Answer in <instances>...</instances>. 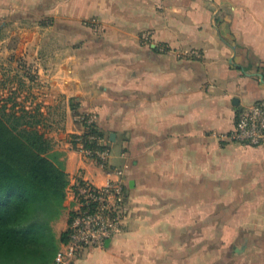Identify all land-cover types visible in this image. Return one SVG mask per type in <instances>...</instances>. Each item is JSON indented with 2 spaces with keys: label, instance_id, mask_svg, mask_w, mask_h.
Wrapping results in <instances>:
<instances>
[{
  "label": "crops",
  "instance_id": "1",
  "mask_svg": "<svg viewBox=\"0 0 264 264\" xmlns=\"http://www.w3.org/2000/svg\"><path fill=\"white\" fill-rule=\"evenodd\" d=\"M0 68L68 178H108L81 156L85 115L128 166L122 230L69 264H216L264 216V146L229 137L264 99V0H0Z\"/></svg>",
  "mask_w": 264,
  "mask_h": 264
},
{
  "label": "trees",
  "instance_id": "2",
  "mask_svg": "<svg viewBox=\"0 0 264 264\" xmlns=\"http://www.w3.org/2000/svg\"><path fill=\"white\" fill-rule=\"evenodd\" d=\"M8 102L0 105V264H51L68 241V227L58 237L54 223L65 210L69 178L38 110ZM89 133L103 136L97 122L79 138Z\"/></svg>",
  "mask_w": 264,
  "mask_h": 264
},
{
  "label": "built area",
  "instance_id": "3",
  "mask_svg": "<svg viewBox=\"0 0 264 264\" xmlns=\"http://www.w3.org/2000/svg\"><path fill=\"white\" fill-rule=\"evenodd\" d=\"M148 40V35H144ZM30 72V68H25ZM84 129L96 122L94 115L83 117ZM234 141L264 146V99L242 110L235 129L229 135ZM102 138L89 133L78 139L83 160L92 161L107 168L108 178L102 185L86 179L81 173L71 176L66 188L70 202L68 241L59 248L54 263L69 264L92 247H104L105 243L120 232L127 215L124 177L127 165L108 163L109 150L87 146V141L101 143Z\"/></svg>",
  "mask_w": 264,
  "mask_h": 264
},
{
  "label": "rangeland",
  "instance_id": "4",
  "mask_svg": "<svg viewBox=\"0 0 264 264\" xmlns=\"http://www.w3.org/2000/svg\"><path fill=\"white\" fill-rule=\"evenodd\" d=\"M2 71L4 72L3 69ZM32 72L31 70L29 73L27 72L29 78ZM0 89L4 90L5 88L0 87ZM18 96L20 97L17 92L14 91L12 93L10 90L9 97L2 98L0 96V105L9 99L8 105L12 106L13 103H16L15 100H18ZM11 102L12 104H9ZM246 217L248 225L245 227L246 229L237 231L233 235L230 244L227 242L225 247L222 245L218 246L216 264H264V216ZM240 222L235 221L236 224Z\"/></svg>",
  "mask_w": 264,
  "mask_h": 264
}]
</instances>
